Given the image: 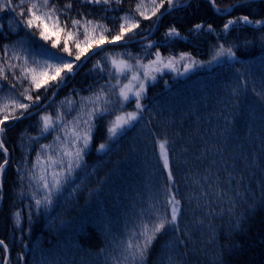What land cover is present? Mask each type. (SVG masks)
Here are the masks:
<instances>
[{
    "label": "trees",
    "instance_id": "obj_1",
    "mask_svg": "<svg viewBox=\"0 0 264 264\" xmlns=\"http://www.w3.org/2000/svg\"><path fill=\"white\" fill-rule=\"evenodd\" d=\"M67 2L54 0L59 9ZM139 2L122 0L119 5L115 2L103 5L72 0L73 7L59 13L61 23L67 22L69 26L72 18L102 21L112 30L106 33L109 39L119 31L120 17L128 14L140 21V27L134 30L135 35L126 34L123 41L149 36L133 44L101 47L78 71L95 46L80 61H75L74 55L69 57L60 51L63 33L61 43L52 48L51 40L45 42L38 34L32 36L34 30L24 29L22 25L18 28L21 18L17 13H0V64H4L9 77L0 80V104L10 103L12 97L33 104L29 109L31 115L6 122L7 130L2 137L8 148L9 164L0 175V240L8 246L9 264H106L109 254H118L116 245L127 238V230L141 207L156 199L163 202L161 188L166 173L158 160L155 141L165 136L173 149V171L178 198L182 200L180 230L169 229L159 236L146 264H160L162 250L177 238L183 243H175L171 252L175 264H264V204L261 203L264 201V99L257 95L264 93V24L241 22L224 30L228 20L240 16L264 20V0H216L219 12L210 0H176V6L171 8L165 0L156 16H151V0H143L141 11L151 19H144L136 11ZM15 3L19 5V0ZM197 24L202 27L196 29ZM208 25H212V30ZM172 27L177 29L178 36L166 35ZM21 40L25 47L37 50L41 63L47 57L40 52L46 50L49 55L71 60L74 65L72 73L62 74L65 80L56 97L41 112L37 111L58 87L50 81L47 90L44 86L35 89L29 80H16L13 72L19 76V68L7 71L3 46H14L19 51ZM220 44L231 46L236 58L224 56L207 63ZM69 46L75 54L74 45L70 42ZM12 51L10 47L8 56ZM157 51L165 62L172 56L177 57V62L175 70L162 67L160 72L152 73L156 79L147 81L141 119L109 140V121L121 109L116 106L110 114L97 117L81 167L68 176L60 192L54 194L53 203L38 210L33 193L37 198L45 193L29 177L30 171L40 174L39 167L32 168V164L38 153L42 154L41 162L46 164L47 155L59 152L61 142L70 146L71 140L70 132L68 140H64L66 133L60 122L42 134L40 117L62 113L64 121H72L82 106L85 111L92 107L84 97L92 96L101 86L111 95L116 82L109 76L110 71L115 72L109 63L110 57L126 59L135 67L137 59L144 64L155 60ZM182 53L189 56L181 60ZM191 60L197 65L185 71L184 65ZM97 61L107 65L105 71L93 68ZM9 63L23 62L10 60ZM135 70L143 71L138 67ZM120 81L127 83L123 76ZM13 83L15 88L11 86ZM25 89H29L28 94L34 99L40 96V100L33 103L24 99L20 93ZM134 109L133 98L124 104L122 111ZM68 127L71 129L72 125ZM101 143L108 147L97 151ZM41 145L52 147L45 150ZM229 173L234 177L231 184ZM217 179L222 188L239 190L242 194V198H236L232 215L227 211V203H213L217 211L208 216L205 213L210 209L197 206V200L201 205L205 202L200 191H209L207 184L209 181L215 184ZM207 199L213 200L211 196ZM250 205H255L254 211L248 210ZM16 212L21 214L19 226ZM236 220H240V227H236ZM101 249L106 251L102 253ZM4 256L0 247V261Z\"/></svg>",
    "mask_w": 264,
    "mask_h": 264
},
{
    "label": "snow or ice",
    "instance_id": "obj_2",
    "mask_svg": "<svg viewBox=\"0 0 264 264\" xmlns=\"http://www.w3.org/2000/svg\"><path fill=\"white\" fill-rule=\"evenodd\" d=\"M87 3L110 5L115 2L117 5L121 4L122 0H86ZM153 5L151 16H156L160 11V8L164 7L165 0H151ZM169 8L176 6V0H166ZM211 5L219 12L221 9L216 3V0H210ZM73 7L72 0L63 6V9L57 8L54 0H19V5L15 3V0H0V13L5 11L15 12L21 18L18 21L17 27L20 25L24 29L34 30L31 31L32 36L38 34L39 38L45 42L51 40L52 48H56L61 43V33H63V47L60 51L67 53L69 57L74 55L75 61H80L86 53L89 52L95 46L100 48L105 41L108 43H115L123 41L126 34L132 33L135 35L134 30L140 27V21L134 19L132 16L125 14L120 17L122 21L119 24V31L111 36L106 35L112 30L104 24L102 21H94L90 19H77L72 18L70 26L67 22L61 23L60 12H67V10ZM143 7V0H140L136 4V11L144 19H151V16L146 15L145 11H141ZM228 7H231L229 5ZM43 10V11H42ZM227 10V9H225ZM243 22L247 25H261L264 24V20H251L249 16L244 15L235 19H230L224 24V30L227 31L230 26L236 25ZM202 25H195L196 29H200ZM208 29L212 30V25H208ZM167 36H178L179 32L175 27H172L166 33ZM55 36L56 39L52 40ZM81 36L83 37L81 39ZM132 37H129L131 39ZM70 42L75 47V54L72 48L69 46ZM151 46V45H149ZM13 47L11 56H8L9 48ZM20 50L16 51L14 46L4 45L3 52L5 53V63L7 64V71L19 68L20 75L17 76L13 72V76L18 81L29 80L30 84L35 89H40L42 86L47 87L49 82H56L55 87H59L64 82L65 76L63 73H72L74 71V65L71 60H67L59 55H49L46 50L40 52L41 56L47 58L41 60L36 56V49H30L25 47V42L21 40L19 42ZM156 56L155 60H149L147 64L142 63L139 59L136 60L135 67L126 59H118L116 57H110L109 63L111 68L115 72H109L110 77L115 78V85L111 90L106 91L104 86H101L98 91L94 92L90 97H84L83 99L92 104V107L84 110L82 106L78 111L77 116L72 121H64L62 113H57L55 117L51 114H44L40 117L41 122V133H46L50 129L57 126L56 122L62 124V130L65 131L66 135L64 140H68V133H71L70 146H65L64 142H61L59 148L60 151L56 154L47 155V163L41 162V153L37 154L35 163L32 164V168L39 167L40 174L37 176L34 172H29V177L35 180L40 189L44 190V195L37 198L36 194L33 193V199L35 206L39 210L41 207H49L53 203V196L55 193L60 192L64 183L67 182L68 176H70L75 169L81 167L83 157L86 149L92 140V131L95 127L94 121L97 117H103L106 114H110L113 108L118 106L121 111L115 115L114 119L109 121L107 128L109 140L115 139L120 136L126 128L132 127L142 117V113L145 110V105L142 103V99L146 92L147 81L149 79L155 80L156 76L152 75L153 72H160L163 68H170L175 70V63L177 57L172 56L165 62L159 51L154 53ZM188 53H182L179 59L183 60L188 57ZM227 56L229 59L236 58V52L233 51L231 46L226 47L220 44L217 47L215 54L212 59L207 63L217 61L219 58ZM10 60H20L22 64L9 63ZM197 65L195 60H191L190 64H185L184 69L188 71L190 67ZM136 67L142 69L136 71ZM94 69L105 71L107 65H102L101 61H97L93 65ZM131 72V76L128 73ZM123 76L127 83L121 84L120 77ZM9 77L6 72L4 64H0V80H8ZM12 88L16 85L13 83ZM118 87V91L116 88ZM29 89H25L20 93L24 99L33 103L40 100V96H36L35 99L32 95L28 94ZM233 94L237 93L233 90ZM264 99V93H258ZM111 96H115L112 99ZM134 98L135 109L133 111H122L124 104L132 102ZM10 103L0 104V115L3 116L0 119V153L3 154V159L0 161V175L5 172L6 167L9 164L8 159V148L5 146V141L2 139L3 134L6 132V122L9 120H19L25 115H31L29 109L33 104L22 103L20 100L12 97L9 98ZM72 101L69 100V105ZM109 105L113 107H109ZM86 117V118H85ZM72 127L69 129L68 125ZM83 125V128H81ZM56 139L59 141L60 137ZM155 144L158 148V160L162 163V169L166 173L165 183L162 185L161 192L163 194V202L159 199L150 201L146 207H141L140 211L136 214V220L131 227L128 228L126 236L127 238L121 240L116 245V252L118 254H109L106 257V264L111 261V264H146L147 256L159 236L167 233L169 229L173 231H179L178 221L181 217L182 212V200L178 198V190L176 187L177 181L173 171L172 163V147L170 140L167 136L163 138H157ZM42 149H50L51 145H41ZM108 147L106 143H101L97 151H103ZM57 156L59 158H57ZM59 165V168L56 166ZM50 170V171H49ZM19 172L20 170L17 169ZM66 174V175H65ZM229 175L228 183L231 184L234 177L231 173ZM23 179V178H21ZM206 181L209 179L207 176L204 178ZM199 185V181H195ZM2 187V185H0ZM209 191L201 190L199 195L205 198L203 205L197 200L198 207H207L210 209L209 212L205 213L206 216L216 213V208L213 207V203L219 202L223 205L228 204L227 211L229 215L234 213V209L237 203V197L242 198V194L239 190L232 191L231 189L222 188L218 182L213 184L209 181L207 184ZM211 196L212 201H209L207 197ZM264 204V201L261 202ZM249 211L255 210V205H250ZM20 213L16 212L17 226H19ZM203 223V220L199 221ZM240 220H236V227H240ZM175 243H183L178 238ZM175 243L165 247L162 250L160 264H175L171 252L175 247ZM0 247H2L5 256L0 261V264H9L6 253L8 252V246L3 240H0ZM102 253L105 249L100 250ZM20 259L23 260L24 256L21 254Z\"/></svg>",
    "mask_w": 264,
    "mask_h": 264
},
{
    "label": "water",
    "instance_id": "obj_3",
    "mask_svg": "<svg viewBox=\"0 0 264 264\" xmlns=\"http://www.w3.org/2000/svg\"><path fill=\"white\" fill-rule=\"evenodd\" d=\"M149 38V36H147V37H144V38H140V39H138V40H134V41H119V42H115V43H106V44H103L101 47H106V46H113V45H124V44H133V43H136V42H141V41H144V40H146V39H148ZM100 47V48H101ZM97 49H99V48H95V49H93L89 54H88V56L82 61V63L80 64V66L78 67V69L76 70V71H78L79 70V68L85 63V61L89 58V57H91L92 56V54L94 53V51L95 50H97ZM62 85V84H61ZM61 85L58 87V89H57V91L54 93V95L52 96V98L42 107V108H40L37 112H41L43 109H45L47 106H48V104L55 98V96H56V94H57V92H58V90L60 89V87H61ZM0 184H1V179H0ZM1 205V204H0ZM7 257H9V250H8V252H7Z\"/></svg>",
    "mask_w": 264,
    "mask_h": 264
},
{
    "label": "rangeland",
    "instance_id": "obj_4",
    "mask_svg": "<svg viewBox=\"0 0 264 264\" xmlns=\"http://www.w3.org/2000/svg\"><path fill=\"white\" fill-rule=\"evenodd\" d=\"M55 97H56V96H55ZM51 98H52V97H51ZM53 100H54V99H53ZM53 100H52V101H53ZM48 101H49V100H48ZM48 101H47V102H48ZM52 101H51V102H52ZM47 102H46V103H47ZM51 102H50V103H51ZM46 103H45V104H46ZM50 103H49V104H50ZM45 104H44V105H45ZM49 104H48V105H49ZM44 105H43V106H44ZM43 106H42V107H43ZM42 107H41V108H42ZM47 107H48V106H47ZM47 107H46V108H47ZM46 108H45V109H46ZM43 110H44V109H43ZM43 110H42V111H43Z\"/></svg>",
    "mask_w": 264,
    "mask_h": 264
},
{
    "label": "bare ground",
    "instance_id": "obj_5",
    "mask_svg": "<svg viewBox=\"0 0 264 264\" xmlns=\"http://www.w3.org/2000/svg\"><path fill=\"white\" fill-rule=\"evenodd\" d=\"M95 48H96V47H95ZM95 48H94V49H95Z\"/></svg>",
    "mask_w": 264,
    "mask_h": 264
}]
</instances>
